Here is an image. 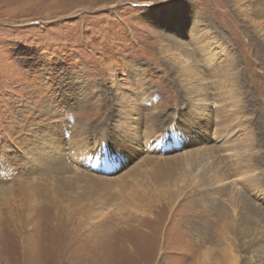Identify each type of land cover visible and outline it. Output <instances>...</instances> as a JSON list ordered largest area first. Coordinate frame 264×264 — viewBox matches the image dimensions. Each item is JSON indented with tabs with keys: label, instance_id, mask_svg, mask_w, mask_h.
<instances>
[{
	"label": "rangeland",
	"instance_id": "rangeland-1",
	"mask_svg": "<svg viewBox=\"0 0 264 264\" xmlns=\"http://www.w3.org/2000/svg\"><path fill=\"white\" fill-rule=\"evenodd\" d=\"M179 4L188 12L175 32L161 15ZM168 31L185 42L170 47ZM212 39L214 62L218 44L230 55L225 71L196 55ZM170 57L202 78L183 80ZM83 81L86 105L67 103ZM183 82L206 85L204 99ZM121 109L139 119L133 140L114 119ZM53 125L88 130L62 157L49 159L59 145L49 141L43 164L25 156ZM204 151L224 184L173 164ZM97 154L114 165L94 167ZM253 179L264 183V0H0V264H264V235L241 223L242 194L264 208Z\"/></svg>",
	"mask_w": 264,
	"mask_h": 264
},
{
	"label": "bare ground",
	"instance_id": "bare-ground-1",
	"mask_svg": "<svg viewBox=\"0 0 264 264\" xmlns=\"http://www.w3.org/2000/svg\"><path fill=\"white\" fill-rule=\"evenodd\" d=\"M188 11L185 9L184 6H181L180 4L177 6H171L170 7V11L168 13H163L161 15V21L166 22V28H170L173 27V30L175 32H180L182 26L184 25V21L183 18H185V15ZM177 18V21H174V18ZM252 30V29H251ZM175 32L172 31H168L166 33V36H169V46L173 47L176 44V38L179 37V40L177 41H181V42H185L182 39V35L177 34ZM182 34V33H181ZM202 39V35H196L195 37H193V39L191 40V42H195V41H201ZM212 43H215V41L212 39L211 41H209V43H207L206 45H202V48L200 49V52L198 51V53L196 55L199 56H207L209 62H208V66H211L212 68H216L214 69L213 72H218L220 69H223L224 71L226 70V68H228L230 66V55L228 53V51L225 48V45H221L218 44L217 46H219V51H220V55L224 57V62L222 63H216L213 61V58H217V56L215 55V50H214V46L212 45ZM188 43H185V45L187 46ZM216 44V43H215ZM182 44V47H177L178 51H181L182 56H185L186 58L191 59V54L189 53V50H187V47ZM222 57V58H223ZM207 58L204 59L207 60ZM187 59V62L184 64L181 63H177L175 61V59H172V57L168 58L169 61H167V64H175L178 67V71L176 72L179 76L182 77V79H189V81H195L198 82L199 79L202 78V72L200 69H194V66L191 64V61ZM193 62V60H192ZM108 66V65H106ZM137 66V65H136ZM233 66V63H232ZM232 66L230 67V69L232 68ZM109 67V66H108ZM218 69V71H216ZM140 72V71H139ZM132 74L134 75L135 78H140V74L138 73L137 69H133L132 70ZM202 74V75H201ZM208 74V73H207ZM211 74V73H210ZM235 77V76H234ZM195 80H192L194 79ZM195 82V83H196ZM189 82H183V89L185 90L186 88V92L187 93H192L194 92V90H197V93L200 97V99H204V95H205V89H206V85L200 89H197V84H195L194 86H188ZM86 83L83 81V83L78 84L73 90L72 95L69 96V94H67L65 96V98L69 97L67 103H74L79 107H82L84 105H86L85 101L87 99V92H85L86 90ZM69 87L70 86H65V90L69 92ZM198 99V100H200ZM130 102H127V105L129 106ZM199 103V102H198ZM126 104V103H125ZM239 104V103H238ZM120 114L122 115V117L120 116ZM114 119L115 120H122L119 123V128H120V132L125 133V136H128V140L131 139L133 140V135L136 134L137 131V124H138V120H136L135 123H131V118H132V112L130 110H125V109H121V112H115L114 113ZM112 116V117H113ZM192 114H185L182 117V120H184V123H186L188 126H196V124H198L199 122H195L193 121L194 117H191ZM117 117V119H116ZM123 118V119H121ZM133 124V125H132ZM51 125V124H50ZM44 125H42L43 127ZM200 126V123L198 124V127ZM197 127V128H198ZM39 128V127H38ZM44 128V127H43ZM189 128V127H188ZM188 128H186V130H188ZM49 129V128H47ZM51 131L48 130V132H45V136L39 137L37 139V142L30 144L29 142V146H28V150H23L25 156L29 155L32 159H34L37 163L39 164H43L44 160H46V156L48 154V150L46 148H41L40 143L43 141H49L51 143H55V144H59L58 146H55L54 148V153L49 157V159H53V158H58V157H62V155L64 154V152H66V147L65 148H60L62 143L67 140V141H78L75 140L80 134L85 133L88 129L87 126L84 125V127H82L81 129H74L72 132L71 127H69L68 125H53L50 128ZM130 130V131H129ZM45 131V130H43ZM71 131V132H70ZM40 132V131H38ZM42 132V131H41ZM183 132L185 134H189L188 131L183 130ZM39 134V133H38ZM43 135V134H42ZM177 136V133H176ZM37 138V137H36ZM42 139L40 142L39 140ZM135 139V137H134ZM124 141V139H122ZM36 141V140H35ZM32 142V141H31ZM177 142H179V139H177ZM76 143V142H75ZM117 144H114L115 146L118 145V141L116 142ZM181 143V141L179 142ZM166 144V141H164V145ZM237 146L232 145V149L233 150H237L238 147L240 146V143L237 141L235 143ZM33 145V146H31ZM76 145V144H75ZM95 147L101 149V153H104L105 155L107 154V149H111L112 145L107 142L106 143V138H105V134H103V136L101 138H99L97 141H95ZM31 146V147H30ZM84 145L82 144L81 146L78 145V147L75 150H72L70 153V155L72 156L73 159H75V154H78L81 156V160L83 161V156L88 153L86 150H84L83 147ZM120 150V149H119ZM100 153V152H99ZM199 154V152H198ZM24 157V155H23ZM22 158V157H21ZM173 158V164L183 168V172L182 174L186 173L187 174H191L194 176L198 177L199 180H201L202 182L205 181H213L215 183L218 184H224L226 177H228L224 171H220L218 172L217 169H208L205 166V158H209L208 154L206 151H204L203 155H195L194 157L191 156V154H184L183 156L177 155ZM107 158H105L106 160ZM89 160H91L92 165L94 167H102L104 169H108L112 166V164L114 165V161H108V162H101L99 159V156L97 154V156H94L91 158H89ZM208 161V160H207ZM79 162V161H78ZM84 163H86V161H84ZM98 165V166H96ZM208 166L209 167H213L216 168L217 164L214 161L208 162ZM69 167L68 166H64V165H57L56 166V172L59 174H64L66 172H68ZM212 171L213 174H209V172ZM236 172H240V170L236 171ZM176 173V172H174ZM170 174V172H169ZM181 175V174H180ZM208 176H211L212 178H208ZM180 178V177H179ZM198 181V180H197ZM200 181V182H201ZM206 182V183H208ZM253 184L255 185L256 188H260V190H264V183L263 181H254L253 179ZM212 185V184H210ZM227 190V189H226ZM242 202H243V213H241V217H242V227L244 230H249L248 233H262L264 235V208L261 207L260 205L256 204L252 198H249L247 196H245L244 194H242ZM216 205V204H214ZM221 207L217 204L216 206H214L212 208V210L214 212L218 211ZM249 235V234H248ZM250 237V236H249ZM263 250H264V245H262Z\"/></svg>",
	"mask_w": 264,
	"mask_h": 264
},
{
	"label": "water",
	"instance_id": "water-1",
	"mask_svg": "<svg viewBox=\"0 0 264 264\" xmlns=\"http://www.w3.org/2000/svg\"><path fill=\"white\" fill-rule=\"evenodd\" d=\"M170 133H171V131H170ZM165 134H166V132H165ZM171 136H173V135H171Z\"/></svg>",
	"mask_w": 264,
	"mask_h": 264
}]
</instances>
